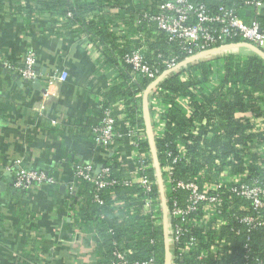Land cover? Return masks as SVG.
Segmentation results:
<instances>
[{
	"label": "built area",
	"instance_id": "1",
	"mask_svg": "<svg viewBox=\"0 0 264 264\" xmlns=\"http://www.w3.org/2000/svg\"><path fill=\"white\" fill-rule=\"evenodd\" d=\"M152 2L156 12L143 11L142 18L165 32L169 40L176 41L185 55L182 59L171 57L163 60L162 71L146 60L143 47L119 58L135 72L132 77L134 81L139 78L148 80L133 97L134 108L142 118L143 127L130 121L127 112L129 105L125 104L124 99H118L106 106L102 103L99 107V120L90 128L89 157L79 162L72 161V171L66 181L57 172L18 166L14 172L13 186L28 190L32 185H46L51 188L62 185L65 202L70 204L68 210L74 220L80 207V197L76 190L78 182L92 184L93 198L99 204L103 202L99 191L104 187L119 181L125 186H136L144 194L143 209L148 210L152 203L156 204L154 218L163 226L165 233L163 264H185L184 260H210V264H231L225 260L231 254L230 244L220 229L234 222L240 228L231 227V230L238 234L241 229L251 231L264 225V172L250 169L255 165L264 169V163L250 158V153L264 156V114L256 116L251 111L234 113L235 118L251 126L245 132L255 135L245 145H233L239 158H235L233 154L221 157L219 153L212 151L211 164H203L194 175L181 177L179 174H184L180 165H188L191 161L184 145L175 140L172 147L174 151L166 149L162 164L155 149V141L163 135L166 126L162 113L169 107V103L162 102L157 90L161 81L170 74L182 72L188 64L207 58L215 59L218 55L230 52L224 48L236 44L228 41L231 38L239 37L238 43H250L264 52V27L258 19L264 10V3L261 0H245L244 4L254 14V17L245 21L237 14L235 7L224 4L212 11L206 4H195L190 0H150V4ZM67 16H71V13H67ZM112 30L120 33L122 25ZM195 56L199 57L190 60ZM35 58L36 51L31 45L26 48L19 65L10 60H5L2 64L22 82L32 84L38 75ZM185 78L186 74L182 72L180 79ZM174 102L184 114L192 115L194 109L189 96H177ZM218 120L214 116L209 119L195 118L186 133L192 137L198 136L200 130L206 128V137L210 138L212 130L217 127L218 134L222 136L224 130L218 127ZM257 134H261L263 139H257ZM145 139L149 143V150L140 151L138 142ZM151 143L154 146L155 159ZM97 149L102 153L96 154ZM108 154L118 156L124 163L126 176L119 181L116 178H107L111 172V167L105 160ZM98 155L102 156L100 160L97 159ZM200 156L197 152L194 158L199 159ZM16 163L19 164L20 161L17 160ZM147 169H152L153 178L145 173ZM154 186L156 198L151 197ZM121 204L119 201L113 202V206ZM81 231L91 237L92 232L86 229ZM245 248L241 264H264V260L252 255L247 244ZM129 254L130 250L115 247L112 251L113 258L108 264H155L153 258L131 260L128 258Z\"/></svg>",
	"mask_w": 264,
	"mask_h": 264
},
{
	"label": "trees",
	"instance_id": "2",
	"mask_svg": "<svg viewBox=\"0 0 264 264\" xmlns=\"http://www.w3.org/2000/svg\"><path fill=\"white\" fill-rule=\"evenodd\" d=\"M13 6L18 14H24L26 19H31L37 14H46L55 24L57 19H62L59 27L75 28L87 34L92 42H99L103 46V64L115 65L120 71V79L115 82L110 90L103 94V105L124 99L128 116L133 124L143 127V121L136 108L133 97L147 83L145 78L134 81L135 75L131 66L122 63L120 57L138 47H143V53L150 64L157 65L162 71L163 60L176 57L182 59L184 52L176 41H171L165 32L146 19L142 18L143 11L156 12L154 2L150 0H23ZM198 4L204 3L215 11L220 4L233 6L237 14L248 21L254 17L253 12L244 4L245 0H190ZM264 3V0H261ZM122 9L121 14L115 15L117 23L122 25L120 33L112 30L106 14V5ZM71 16H67V13ZM98 12V13H97ZM264 27V10L258 17ZM233 43L240 41L239 37L228 40ZM230 52L217 56L213 60L198 61L188 64L182 70L185 79H180L181 71L170 74L158 86V96L162 102L169 103V107L162 113L166 126L161 137L155 141L160 163L165 157L166 149L174 146V141L179 140L190 155V164L180 165L181 177L194 175L203 164H211L212 151L221 157L233 154L239 158L234 144L251 142L254 134L246 133L251 126L244 124L234 117L235 112L251 111L256 116L264 114V59L256 52L238 47L229 49ZM245 52V55L242 54ZM17 65V64H16ZM19 65V64H18ZM30 85V84H28ZM257 93V95L255 94ZM189 96L193 106L191 116L175 104L177 96ZM131 104V105H130ZM217 117L218 127L224 130V135L213 129L210 138L206 137V128L200 130L198 136L187 134L195 118ZM236 134H240L237 135ZM257 139L262 140L261 134ZM193 141V142H191ZM140 151H148V141L138 142ZM199 152V159L194 156ZM252 160L264 163V156L250 153ZM111 172L108 179L124 178L126 169L122 160L116 155H106ZM150 161V158H149ZM250 169L264 172L258 165ZM153 178L152 169L145 171ZM77 195L80 197V207L74 224L82 229L92 232L91 244L96 255L91 264H108L112 260V251L115 247L131 251L128 258L131 260H146L153 258L155 264H163L165 259L164 228L157 222L154 215L157 212L156 204L152 203L148 210L143 209V195L141 188L125 186L120 181L100 189L99 196L103 200L98 203L93 198L92 184L80 181L76 186ZM151 197L156 198V187ZM3 192L0 189V204ZM114 201L122 202L121 206H113ZM68 204V203H67ZM71 207L70 204L67 205ZM2 214L0 213V221ZM231 225V226H230ZM233 228H240L234 222L223 226L220 232L230 244L231 254L225 260L231 264H241L242 256L246 251L245 245L250 248L252 255L264 260V225L256 230H240L234 233ZM185 264H210V260L185 261Z\"/></svg>",
	"mask_w": 264,
	"mask_h": 264
},
{
	"label": "crops",
	"instance_id": "3",
	"mask_svg": "<svg viewBox=\"0 0 264 264\" xmlns=\"http://www.w3.org/2000/svg\"><path fill=\"white\" fill-rule=\"evenodd\" d=\"M21 1L0 0V264H91V237L74 224L62 185L20 190L13 186L14 172L18 166L43 169L66 181L72 161L89 157L90 128L120 71L103 64L99 42L88 44L87 34L59 27L61 18L55 24L46 14L26 19L16 13L13 6ZM121 12L106 5L112 28L121 26L114 17ZM31 45L39 88L2 64H20Z\"/></svg>",
	"mask_w": 264,
	"mask_h": 264
},
{
	"label": "water",
	"instance_id": "4",
	"mask_svg": "<svg viewBox=\"0 0 264 264\" xmlns=\"http://www.w3.org/2000/svg\"><path fill=\"white\" fill-rule=\"evenodd\" d=\"M247 47L248 49H250V50H252V51H254V52H256V53H258L263 59H264V52L262 51V50H260L259 48H256L255 46H253L252 44H250V43H247V42H239V43H236V44H231V45H229V46H227L226 48H224V49H231V48H233V47ZM219 50H221V49H219ZM200 56V55H199ZM199 56H195V57H193V58H191L190 60H193L194 58L196 59V58H198ZM186 62H188V61H185V63ZM184 63V62H183ZM35 66H36V64H35ZM32 85L35 87V88H39L40 87V83H39V81H38V79L37 78H35V80L32 82ZM43 91H45V90H43ZM146 95H147V92H146V94H145V97H146ZM146 124L148 125V121H147V118H146ZM151 149H152V152H153V157H154V159H155V154H154V146H153V143H151ZM0 185H4L3 183H0Z\"/></svg>",
	"mask_w": 264,
	"mask_h": 264
},
{
	"label": "rangeland",
	"instance_id": "5",
	"mask_svg": "<svg viewBox=\"0 0 264 264\" xmlns=\"http://www.w3.org/2000/svg\"><path fill=\"white\" fill-rule=\"evenodd\" d=\"M239 55H241V54H239ZM242 56H243V53H242ZM205 60H213V59H211V58H207V59H205Z\"/></svg>",
	"mask_w": 264,
	"mask_h": 264
}]
</instances>
